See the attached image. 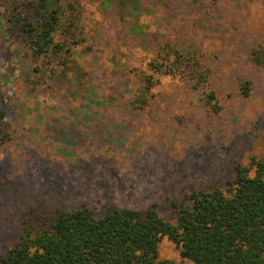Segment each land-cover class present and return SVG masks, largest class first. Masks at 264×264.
Here are the masks:
<instances>
[{
	"label": "rangeland",
	"instance_id": "374dc122",
	"mask_svg": "<svg viewBox=\"0 0 264 264\" xmlns=\"http://www.w3.org/2000/svg\"><path fill=\"white\" fill-rule=\"evenodd\" d=\"M72 1L82 8L87 35L73 61L103 98L125 105L95 107L76 122L64 98L68 83L26 76L33 64L0 17V259L38 218L58 210L84 206L101 217L108 205L143 211L154 204L173 223L172 202L192 190L227 189L236 166L253 176L264 165V66L249 57L264 44V0H138V17L137 0H126L124 12L117 0ZM203 12L209 22L200 26ZM130 25L133 37L125 33ZM163 43L199 46L217 114L203 105V90H191L179 75L160 76L150 93H138L137 70L146 71ZM134 92L142 102L149 98L144 108L129 107ZM34 101L46 114L30 139L26 129L34 123L19 125L17 106ZM35 206L40 210L27 214ZM156 258L183 260L166 236Z\"/></svg>",
	"mask_w": 264,
	"mask_h": 264
},
{
	"label": "trees",
	"instance_id": "16d2710c",
	"mask_svg": "<svg viewBox=\"0 0 264 264\" xmlns=\"http://www.w3.org/2000/svg\"><path fill=\"white\" fill-rule=\"evenodd\" d=\"M134 6L138 17L140 2L137 0ZM117 7L124 12L129 6L126 0H117ZM0 17L23 60L29 58L33 64L26 76L68 83L64 98L73 106L70 111L76 122L90 118L95 107L125 105L103 98L94 85L85 82V69L72 59L74 48L87 42L82 8L74 1L0 0ZM136 17L126 18L130 21ZM198 22L204 26L209 22L208 14L203 12ZM125 33L133 37L138 32L130 25ZM198 49L192 43L160 45L156 56L146 61V71L137 70L138 93L140 89L150 93L160 76L179 75L191 90H203V105L217 114L221 106L208 87L210 72L200 60ZM249 54L255 65L264 66L263 43ZM242 90L248 94L246 85ZM148 99L142 102L134 92L128 104L142 109ZM17 114L19 125L34 123L26 129L34 139L46 111L38 101L32 105L22 102ZM3 116L0 109V119ZM249 170L236 166L225 190H192L183 201L172 202L176 210L173 223L164 220L154 204L143 211L108 205L101 217H94L84 206L58 210L51 217L38 218L35 230H25L0 264H173L156 260L157 244L164 236L179 248L183 260L177 264H264V165L257 164L253 176ZM38 210L31 207L27 214Z\"/></svg>",
	"mask_w": 264,
	"mask_h": 264
}]
</instances>
